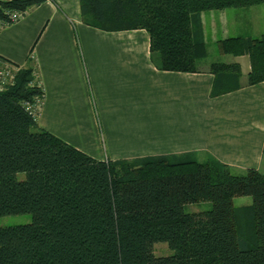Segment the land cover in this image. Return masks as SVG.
I'll use <instances>...</instances> for the list:
<instances>
[{"label":"trees","instance_id":"1","mask_svg":"<svg viewBox=\"0 0 264 264\" xmlns=\"http://www.w3.org/2000/svg\"><path fill=\"white\" fill-rule=\"evenodd\" d=\"M44 1L0 0V21ZM257 4L264 0H79L87 25L146 30L158 69L211 72L212 96L264 80V32L217 42L223 53L248 56L241 82L238 62L199 63L207 55L201 13ZM3 67L13 77L0 86V216L32 220L0 226V264H264V170L235 174L189 153L95 159L31 115L28 105L44 98L33 61L18 66L0 56ZM238 195L251 204L235 207ZM199 201L212 206L184 212ZM157 242L173 253L154 255Z\"/></svg>","mask_w":264,"mask_h":264},{"label":"crops","instance_id":"2","mask_svg":"<svg viewBox=\"0 0 264 264\" xmlns=\"http://www.w3.org/2000/svg\"><path fill=\"white\" fill-rule=\"evenodd\" d=\"M256 6L203 11L205 44L263 33ZM219 51L246 77L247 55ZM0 56L33 61L44 91L38 126L95 159L189 153L242 170L264 162V80L212 96L211 72L158 69L146 30L87 25L79 0H45L0 26Z\"/></svg>","mask_w":264,"mask_h":264},{"label":"rangeland","instance_id":"3","mask_svg":"<svg viewBox=\"0 0 264 264\" xmlns=\"http://www.w3.org/2000/svg\"><path fill=\"white\" fill-rule=\"evenodd\" d=\"M263 4H257V9L259 7H262ZM261 33H257L256 37L260 36ZM207 56L204 60H201L199 62L202 65H205L207 63H210L211 61H225V58H222V53L219 51L217 46L208 41L207 42ZM205 63V64H203ZM36 70V69H35ZM35 74V73H33ZM246 77L241 78V82H245ZM232 169V168H231ZM261 170H264V162L260 168ZM232 171L235 174H244L246 170L242 169H232ZM18 179L24 178V173L19 172L17 174ZM233 205L235 207L243 206L251 204L252 198L249 195H238L233 197ZM212 206V203L210 201H199L194 203H187L184 205L183 210L184 212H195V211H202V210H208ZM32 220L31 213H20V214H9V215H1L0 216V226H8V225H16V224H24L29 223ZM153 254L156 256H166L173 253V250L167 245L166 242H157L153 245Z\"/></svg>","mask_w":264,"mask_h":264},{"label":"built area","instance_id":"4","mask_svg":"<svg viewBox=\"0 0 264 264\" xmlns=\"http://www.w3.org/2000/svg\"><path fill=\"white\" fill-rule=\"evenodd\" d=\"M8 18L10 19L11 23H14L21 19L25 13L18 12V11H7ZM4 25L2 21H0V26ZM13 73L11 69L7 67H3L0 70V86L7 81V79H12ZM43 99L36 98L31 104L28 105V109L31 115L36 119L39 115L41 106H42Z\"/></svg>","mask_w":264,"mask_h":264}]
</instances>
